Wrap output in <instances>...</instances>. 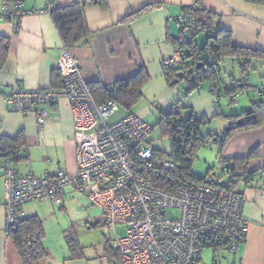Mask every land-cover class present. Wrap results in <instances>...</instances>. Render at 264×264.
<instances>
[{"label":"crops","instance_id":"crops-1","mask_svg":"<svg viewBox=\"0 0 264 264\" xmlns=\"http://www.w3.org/2000/svg\"><path fill=\"white\" fill-rule=\"evenodd\" d=\"M81 1L22 0L23 9L32 13L24 14L16 21L0 19V135L16 137L22 134L24 137L20 155L25 158L11 162L16 173L40 177L57 169H64L69 174L76 172V144L68 101L62 98L56 103L42 105L47 119L39 126L33 113L11 109L4 98L15 89L55 88L51 73L59 71V58L65 49L78 60L86 83L97 81L111 86L119 79L133 76L139 69L147 75L153 69L164 84V87L160 86L162 95L174 94L169 101L158 102L157 106L169 108L178 101L180 105L190 106L196 115L210 118L208 129L211 131L230 125V115L250 107L251 104H239V95L247 94L250 103H261V121L254 127L232 131L220 154L226 159H241L253 152L246 160V168L253 175L250 181L239 180L235 188L244 199L242 212L247 221V234L235 253L224 249L214 253L212 250L211 263L217 264L215 254L224 251L229 253V264H264V178L257 175L264 168V82L259 86L248 82L251 87L237 93L233 100L225 95L217 98L206 88L183 96L181 89L171 91L162 76V61L175 50L172 41L179 36L178 19L184 7L199 2L201 8L216 14L214 25L229 30L234 44L264 51V1L106 0L105 8L98 5L85 8L89 34L78 44L66 48L47 8L52 3L64 6ZM240 75L241 78L243 74ZM247 78L249 80V73ZM248 92H252L251 96ZM144 113L143 109L136 112L141 117ZM216 121L219 125L212 126L211 123ZM3 183L0 172V264H24L12 236L5 230ZM67 189L72 190L71 186H66L65 192ZM42 202L31 201L23 206L26 217L40 218L41 229ZM99 228L107 232L103 222ZM107 235L99 242L100 247L104 248L106 242L113 246ZM45 250L44 264H69L50 256ZM203 258L200 254L195 264H202ZM107 261L111 264L109 258Z\"/></svg>","mask_w":264,"mask_h":264},{"label":"built area","instance_id":"built-area-1","mask_svg":"<svg viewBox=\"0 0 264 264\" xmlns=\"http://www.w3.org/2000/svg\"><path fill=\"white\" fill-rule=\"evenodd\" d=\"M32 12L23 9L22 0H2L0 19ZM178 20L185 19L180 16ZM183 54L182 49H175L162 66L179 65ZM58 67L61 88L15 89L4 98L11 109L33 113L39 126L47 119L42 105L62 98L68 101L76 172L57 169L40 177L22 176L9 157H0L7 233L24 219L26 203L50 199L59 205L65 187L71 186L101 209L103 227L120 264H195L202 249L213 245L235 253L247 234L243 196L237 190L181 177L176 162L165 153L154 152L148 138L153 128L138 114L128 112L110 120L118 103L94 101L78 60L68 49L61 54ZM257 175L264 178V168ZM119 226L124 228L122 234L117 232ZM37 234L23 239V249Z\"/></svg>","mask_w":264,"mask_h":264},{"label":"trees","instance_id":"trees-1","mask_svg":"<svg viewBox=\"0 0 264 264\" xmlns=\"http://www.w3.org/2000/svg\"><path fill=\"white\" fill-rule=\"evenodd\" d=\"M257 1L263 2L264 0ZM198 3L183 8L181 16L185 20L183 22L178 20L179 36L172 41L175 49L179 48L184 51L181 63L163 67L162 76L168 88L175 87L180 82H185L186 87L183 90V96H188L206 88L217 98L225 95L231 99L230 97L234 94L251 87L248 83L247 72L253 69V60L264 61V51L234 44L229 30L214 25L216 14L201 8ZM89 5H98L105 8L107 2L106 0H82L64 6L52 3L47 8L66 48L78 44L89 34L85 20V8ZM19 18L13 19V17H10L8 20L16 21ZM199 33L207 34L206 39L201 44L196 39ZM4 48H6V45ZM222 59H229L231 63H235V60L240 61L239 65L243 76L235 78V74H231L230 83L227 85L221 77L220 63ZM147 76L143 69H139L133 76L119 79L111 86L102 85L97 81L87 82V86L97 104L113 100L130 109L142 97L141 88ZM51 77L55 83L54 89L61 88L60 72L58 70L52 71ZM157 107L160 108L161 112L157 120V126L160 128L161 133L168 137L169 153L167 155L178 164V173L181 177L227 190H235L236 183L239 180L247 181L249 177H252L253 172L248 171L246 168V160L252 156L253 152L248 157L241 159H226L220 156L222 174L217 179H212L209 172L205 175L196 174L192 170V164L197 149L205 141H208V137L212 138L222 148L232 131L248 129L259 124L261 121L260 102H252L250 107L240 113L230 115L229 117L232 119L230 126L222 134H208V136L200 135L199 129L210 118L196 115L192 107L180 105L179 101L169 108ZM182 112L185 113V117L182 116ZM23 147L24 137L22 134L16 137L0 135V157H9L12 161L23 159L25 155H20L23 152ZM154 152L163 153L155 148ZM245 172L246 176L243 175ZM223 175H228V181L222 178ZM98 224L99 222L96 223V226ZM36 231L38 234L31 241V245L27 249H23V239L32 236ZM9 234L16 244L24 264H44L47 252L41 244L43 233L39 217L25 216L20 225L12 229ZM65 240L71 258L83 256V247H81L77 235L71 229L65 234ZM219 249L220 247L216 245L212 246L214 253ZM104 250L111 264H120L118 252L108 242L105 243Z\"/></svg>","mask_w":264,"mask_h":264},{"label":"rangeland","instance_id":"rangeland-1","mask_svg":"<svg viewBox=\"0 0 264 264\" xmlns=\"http://www.w3.org/2000/svg\"><path fill=\"white\" fill-rule=\"evenodd\" d=\"M206 33H200L197 36V42L203 43L206 39ZM238 60L235 63H231L229 59H222L220 63L221 77L223 81L228 85L230 83V75L235 74V78H240V65ZM253 69H250L248 82L252 85L259 86L264 82V61L253 60ZM160 86L164 87L159 75L151 69V73L147 76L145 83L142 86V97L130 108L118 104L117 112L111 117L110 120H115L121 116H124L128 112H134L144 110L143 118L153 128L152 133L149 135V140L153 148L158 149L163 153H169V140L168 137L161 133L160 128L157 126V120L159 119L161 112L157 107L158 102H167L170 100L173 93H166L162 95L160 92ZM186 83L180 82L173 89L185 90ZM252 92H248L250 95ZM157 94V95H156ZM160 95V97L158 96ZM251 96V95H250ZM239 104H251L249 96L247 94H240ZM182 116L185 117V113L182 112ZM209 122L202 124L199 129V134L208 136V134H222L226 131L230 125L225 126L223 129H214L211 131L208 129ZM218 122H212L211 125L215 126ZM219 125V124H218ZM208 141L199 147L196 151L192 170L196 174L205 175L209 172L212 179H217L221 176L220 154L223 147L208 137ZM225 181H228V175L222 177ZM72 188V187H71ZM52 201V200H51ZM38 202V201H36ZM41 219H42V244L48 250L50 256H56L61 259L62 262L74 263V264H109L107 259L108 255L103 247H100L99 242L105 240L107 232L99 228L103 222L102 211L97 206L90 203L87 196L78 190H66L62 203L56 205L50 199H45L41 203ZM99 224L96 226V223ZM95 225V226H93ZM91 228L89 229V227ZM93 228V229H92ZM72 230L78 237V241L83 245L82 257L71 258L68 251L65 234ZM118 233H123V226L117 228ZM108 236V235H107ZM111 243V242H110ZM85 247V248H84ZM212 247H204L202 249L201 256H204L202 264H212ZM225 257V258H224ZM229 253L219 251L215 254V261L217 264H229ZM201 264V263H200Z\"/></svg>","mask_w":264,"mask_h":264}]
</instances>
